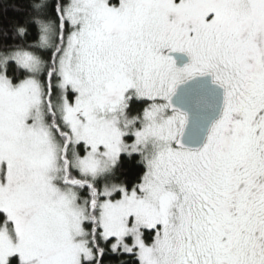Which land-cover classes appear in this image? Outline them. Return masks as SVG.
Wrapping results in <instances>:
<instances>
[{"label": "snow or ice", "instance_id": "1", "mask_svg": "<svg viewBox=\"0 0 264 264\" xmlns=\"http://www.w3.org/2000/svg\"><path fill=\"white\" fill-rule=\"evenodd\" d=\"M0 264H264V0L0 4Z\"/></svg>", "mask_w": 264, "mask_h": 264}, {"label": "trees", "instance_id": "2", "mask_svg": "<svg viewBox=\"0 0 264 264\" xmlns=\"http://www.w3.org/2000/svg\"><path fill=\"white\" fill-rule=\"evenodd\" d=\"M12 2V0H0V4H2L3 6H7L8 4H10ZM8 15H12L11 11L9 10V12L7 13Z\"/></svg>", "mask_w": 264, "mask_h": 264}]
</instances>
